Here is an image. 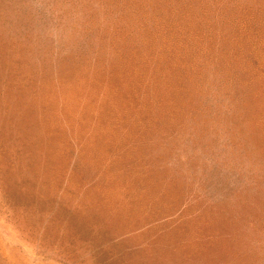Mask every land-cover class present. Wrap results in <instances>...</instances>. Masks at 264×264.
Returning <instances> with one entry per match:
<instances>
[{
  "label": "rangeland",
  "instance_id": "1",
  "mask_svg": "<svg viewBox=\"0 0 264 264\" xmlns=\"http://www.w3.org/2000/svg\"><path fill=\"white\" fill-rule=\"evenodd\" d=\"M0 264H264V0H0Z\"/></svg>",
  "mask_w": 264,
  "mask_h": 264
},
{
  "label": "trees",
  "instance_id": "2",
  "mask_svg": "<svg viewBox=\"0 0 264 264\" xmlns=\"http://www.w3.org/2000/svg\"><path fill=\"white\" fill-rule=\"evenodd\" d=\"M220 1H221V0H220ZM214 4H217L216 1L214 2ZM201 51H204V50H201ZM166 52H167V51H166ZM172 52H173V50H170V51H169V54L172 55Z\"/></svg>",
  "mask_w": 264,
  "mask_h": 264
}]
</instances>
